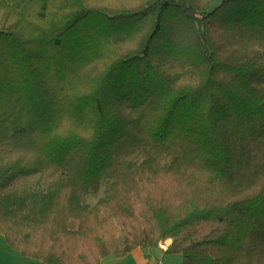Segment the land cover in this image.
I'll use <instances>...</instances> for the list:
<instances>
[{"label": "trees", "instance_id": "1", "mask_svg": "<svg viewBox=\"0 0 264 264\" xmlns=\"http://www.w3.org/2000/svg\"><path fill=\"white\" fill-rule=\"evenodd\" d=\"M0 234L264 264V0H0Z\"/></svg>", "mask_w": 264, "mask_h": 264}, {"label": "crops", "instance_id": "2", "mask_svg": "<svg viewBox=\"0 0 264 264\" xmlns=\"http://www.w3.org/2000/svg\"><path fill=\"white\" fill-rule=\"evenodd\" d=\"M173 240L165 238L160 243V247L148 252L143 249H137L125 257H108L102 264H181L183 257L181 255L168 254ZM0 264H46L41 260H36L11 248L4 235L0 234Z\"/></svg>", "mask_w": 264, "mask_h": 264}, {"label": "rangeland", "instance_id": "3", "mask_svg": "<svg viewBox=\"0 0 264 264\" xmlns=\"http://www.w3.org/2000/svg\"><path fill=\"white\" fill-rule=\"evenodd\" d=\"M19 186H21V187L25 186V187H29V188H33V189H39L40 188V187L36 186V182L35 181H24L23 179L19 181ZM105 188H106V184L103 183V185L101 187V190H100V196H99L100 199L103 198V196H104ZM87 203H88L89 206H94V205H96L98 203V200H96L94 198H89L88 201H87ZM160 243H159V245H160ZM146 251L148 252L149 250H146Z\"/></svg>", "mask_w": 264, "mask_h": 264}]
</instances>
